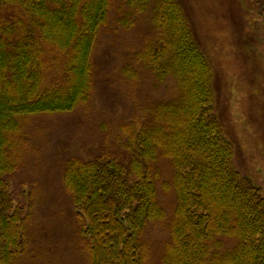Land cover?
Returning <instances> with one entry per match:
<instances>
[{
  "label": "trees",
  "instance_id": "trees-1",
  "mask_svg": "<svg viewBox=\"0 0 264 264\" xmlns=\"http://www.w3.org/2000/svg\"><path fill=\"white\" fill-rule=\"evenodd\" d=\"M190 25L179 0H0V264H30L47 230L39 190H11L34 148L25 124L93 106L104 31L121 37L113 74L147 99L62 165L84 264H264V196L237 167Z\"/></svg>",
  "mask_w": 264,
  "mask_h": 264
},
{
  "label": "rangeland",
  "instance_id": "rangeland-1",
  "mask_svg": "<svg viewBox=\"0 0 264 264\" xmlns=\"http://www.w3.org/2000/svg\"><path fill=\"white\" fill-rule=\"evenodd\" d=\"M179 1L212 65L215 113L235 145L237 167L264 196V0ZM118 38L104 31L99 39L93 59L99 71L92 107L33 116L25 124L34 148L25 155L24 169L11 179V190L24 201L34 187L40 192L39 208L50 206L40 242L43 250L30 264H84L75 246L76 220L70 217L69 202L59 184L62 165L70 155H82L103 141L98 123L127 117L147 99L137 82L128 83L136 87L137 98H130L113 74V59L122 43ZM148 93L151 98L156 96L153 91ZM37 221H41L38 216Z\"/></svg>",
  "mask_w": 264,
  "mask_h": 264
}]
</instances>
